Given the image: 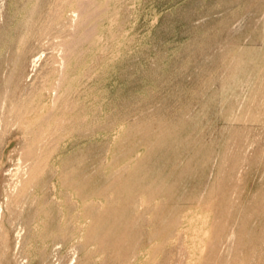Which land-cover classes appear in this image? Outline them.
I'll return each instance as SVG.
<instances>
[{
    "label": "rangeland",
    "instance_id": "obj_1",
    "mask_svg": "<svg viewBox=\"0 0 264 264\" xmlns=\"http://www.w3.org/2000/svg\"><path fill=\"white\" fill-rule=\"evenodd\" d=\"M0 264H264V0H0Z\"/></svg>",
    "mask_w": 264,
    "mask_h": 264
}]
</instances>
